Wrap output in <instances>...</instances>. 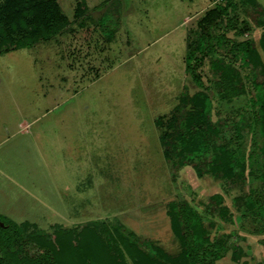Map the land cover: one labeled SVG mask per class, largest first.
I'll return each instance as SVG.
<instances>
[{
    "label": "rangeland",
    "instance_id": "1",
    "mask_svg": "<svg viewBox=\"0 0 264 264\" xmlns=\"http://www.w3.org/2000/svg\"><path fill=\"white\" fill-rule=\"evenodd\" d=\"M56 1L71 20L84 4L86 26L75 23L73 32L57 40L0 54V225L30 221L37 224L30 230L53 231L54 223L79 229L111 221L177 255L182 244L167 214L177 200L189 202L211 242L223 244L213 264H264V146L247 106L256 94L248 68L240 59L235 69L227 64L212 70L207 62L203 87L186 71L190 34L218 2ZM23 2L34 0H0V10L21 11ZM241 10L239 16L252 24L238 40L252 38L264 61L258 14ZM107 13L115 20L108 28L118 30L106 43L98 20ZM9 29L2 21L0 36ZM12 32L22 38L27 30L17 25ZM53 64L56 74L50 72ZM50 74L63 92L51 87ZM185 87L190 94L211 95L219 142L231 150L238 146L245 156L235 182L220 171L201 174L191 164L175 166L165 156L158 119L170 117ZM220 156L235 159L233 151ZM250 194L258 196V211L248 208Z\"/></svg>",
    "mask_w": 264,
    "mask_h": 264
},
{
    "label": "trees",
    "instance_id": "2",
    "mask_svg": "<svg viewBox=\"0 0 264 264\" xmlns=\"http://www.w3.org/2000/svg\"><path fill=\"white\" fill-rule=\"evenodd\" d=\"M250 1H220L204 13L188 39L186 71L197 85L203 87V67L207 62L212 70L227 64L235 69V63L240 59L248 68L247 74L256 92L253 98H249L247 106L260 129L264 146V61L252 38L238 40L252 24L239 16V9L242 8L244 14L245 9H251L258 14L254 21L262 28L259 42L264 52V8H259L254 0ZM22 5L21 11L0 10V24L6 21L11 30L9 35L1 33L0 54L51 39L75 20L81 21L87 16L84 15L87 12L84 4L77 7L73 20L62 12L56 0H34L28 6L26 2ZM113 20L111 14H104L100 18L103 30L110 29L106 24ZM17 25L25 26L27 30L22 38H13L12 30ZM230 31L233 36L229 35ZM213 111L214 102L206 90L190 94L185 87L170 117L166 121L158 119V124L164 126L161 135L164 153L167 158L174 159L175 166L191 164L201 174L220 171L225 178L235 182L236 170L245 168L246 158L238 152V146L231 150L227 144L219 142L220 121L214 119L216 113ZM219 112L220 109L217 114ZM225 151L239 155L236 154L235 159L230 156L226 162L220 156ZM175 152H178L177 159ZM252 157L249 154L251 162ZM246 203L250 210H259L257 195L250 194ZM167 214L172 230L182 244V251L177 255L151 239L125 232L121 224L111 221H97L79 229H64L54 223L53 231L38 227L39 230H30L31 225L37 226L30 221H9L0 225V264H213L220 256L223 244L211 242L199 212L189 202L173 200L167 206Z\"/></svg>",
    "mask_w": 264,
    "mask_h": 264
},
{
    "label": "crops",
    "instance_id": "3",
    "mask_svg": "<svg viewBox=\"0 0 264 264\" xmlns=\"http://www.w3.org/2000/svg\"><path fill=\"white\" fill-rule=\"evenodd\" d=\"M250 1V0H249ZM250 2H252V0L250 1ZM254 2L258 5V7L259 8H264V0H254ZM87 16H88V14H87ZM87 16L84 18V19H82L81 21H74L73 22V24H71L69 27H67V28H65L62 32H60V33H58L57 35H55L54 37H52L49 41H54V39L55 40H57V38L58 37H60L61 35H63L64 33H66V32H73L74 30H75V28H73V27H75V23H78V25L79 26H81V27H84V26H86L85 25V22H86V19H87ZM117 21H118V19H117ZM113 22H115V20H113ZM98 26H99V28H100V31L102 32V35L104 36V39H105V41L107 40V39H109V40H107L106 41V43L107 42H111V41H113L114 39H115V37H116V31L118 30L117 29V25H116V27L113 25L112 26V28H110V29H108V30H103V28H102V26H101V24H100V19L98 20ZM106 26L107 27H109L110 26V24H109V22L106 24ZM72 27V28H71ZM70 29H74V30H70ZM109 35V36H108ZM107 36V37H106ZM45 41H47V40H43V41H39V42H37V43H34V44H32V45H27V46H24V47H21V48H33L36 44H38V43H43V42H45ZM48 41V42H49ZM130 46H132V44H130ZM17 49H19V48H17ZM133 54V53H132ZM28 57H30L32 60H34V61H36L37 62V60H38V56H36V55H34V54H29V52H28V55H27ZM52 57H50V58H48V59H50L49 61H50V63L52 64V59H51ZM128 59V58H127ZM41 60L43 61V60H47L45 57H41ZM110 61H112V60H110ZM115 62V61H114ZM113 64V63H112ZM46 67L44 66V69H45ZM113 68H115V65L113 66L112 65V67H110L109 68V70L110 69H113ZM52 71L56 74V66H54V64L53 65H50V72L52 73ZM52 81H53V83H52ZM50 82H51V87L57 92V91H59V92H63L62 90H58V81H57V78H56V76H53V75H51L50 74ZM88 84V83H87ZM65 90H67L66 88H65ZM64 90V91H65ZM71 90L69 89V90H67V91H65V93H69ZM78 92H79V90H78ZM76 94V91H72V94L71 95H75ZM262 237H264V234H263V236ZM261 247V249H263V251H264V246H260Z\"/></svg>",
    "mask_w": 264,
    "mask_h": 264
},
{
    "label": "built area",
    "instance_id": "4",
    "mask_svg": "<svg viewBox=\"0 0 264 264\" xmlns=\"http://www.w3.org/2000/svg\"><path fill=\"white\" fill-rule=\"evenodd\" d=\"M217 2L224 1V0H216Z\"/></svg>",
    "mask_w": 264,
    "mask_h": 264
}]
</instances>
